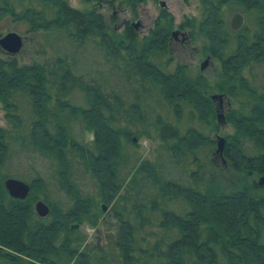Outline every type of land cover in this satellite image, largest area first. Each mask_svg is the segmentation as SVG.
<instances>
[{
    "label": "trees",
    "instance_id": "obj_1",
    "mask_svg": "<svg viewBox=\"0 0 264 264\" xmlns=\"http://www.w3.org/2000/svg\"><path fill=\"white\" fill-rule=\"evenodd\" d=\"M85 1L117 5L136 16L139 5L158 0ZM195 1L199 15L182 25L219 61L216 86L239 99L228 113L234 132L225 140L224 159L236 173L262 174L264 90L245 72L253 65L264 68V0ZM96 9L81 10L68 0H0V19L24 23L43 50L57 54L60 68L51 72L57 77L56 111L45 67L0 55V103L10 125L0 126V264H264L260 186L225 183L223 171L209 166L204 153L197 156L212 140L183 124L188 116L215 126V112L205 77L191 76L181 63L170 69L173 15L160 8L153 27L140 35L129 21L118 31ZM232 9L252 14L255 25L230 29L225 13ZM120 115L128 126L117 124ZM74 118L92 134L90 143L77 139L69 122ZM137 125L140 132L129 128ZM141 135L159 142V157L141 159L127 149ZM13 147L19 157L30 151L53 163L63 200L49 199L39 173L2 172ZM71 149L93 179V192L73 175ZM182 165L185 176L176 168ZM7 177L29 184L25 199L8 194ZM94 196L111 205L115 223L88 241L71 225L101 224ZM38 199L49 206L48 216L36 214Z\"/></svg>",
    "mask_w": 264,
    "mask_h": 264
},
{
    "label": "rangeland",
    "instance_id": "obj_2",
    "mask_svg": "<svg viewBox=\"0 0 264 264\" xmlns=\"http://www.w3.org/2000/svg\"><path fill=\"white\" fill-rule=\"evenodd\" d=\"M68 2L72 7L81 10H87L96 7L98 11L103 13L106 19L111 22L113 27H115L118 31L122 30L124 21L138 23L135 29L140 35L146 34L153 27L154 20L157 17L160 8H162L160 6L159 0L156 2L147 1L144 4L139 5L137 15L133 16L127 8L122 9L117 5H114L113 7L100 5L97 7L96 4L92 2H86L85 0H68ZM166 9L174 17L171 33L172 31H176V36L171 35L170 38V47L172 48V63L170 65V69H173L177 63L185 64L191 76L200 74L201 76L205 77L209 83V87L205 93L210 97L213 104V109L215 112V126L213 125L211 127L203 123L200 124L196 118H193L191 121H189L190 118L188 116L185 117V121H183L184 126L191 124L192 126L197 127L206 133L212 141L214 140V142L211 141L207 145L200 148V150L197 151V156H201V154L204 153V158H207L209 166L213 167L215 171H223L225 173V183L227 182V179L228 181L233 180L236 187H239L242 184L251 186L254 183H258L264 173L251 174L248 176L244 173H236L229 162L226 159H222L224 158L221 157L223 150L221 153L217 151L218 137H223L226 140L228 135L233 134L234 132V127L232 123L228 121L227 117L231 109L237 108L239 106V99L230 97L226 91H222L216 86V83L219 81V61L211 56L208 57L207 53H205L202 48L203 40L200 37L192 38L190 27L185 26V24L182 25L185 20L192 17H197L199 15L198 2L195 0L191 2H188L187 0H166ZM236 11L242 13L238 9H232L231 11L225 13V18L229 21L231 15ZM242 15L244 18L243 25H255V17L252 14L245 15L242 13ZM8 31H15L21 35L22 46L21 49L15 54H9L0 49V55L3 58L8 55L15 56L20 64L31 63L33 61L41 63L48 72L47 77L50 82V92L52 95V101L50 105L52 109L56 110L55 103L58 96L55 86L57 77L51 72L58 73L60 71V68L56 63L57 54L52 52V50L49 48H45L43 50L41 45L42 42H40L38 35H33L27 32L24 23L14 22L10 17L0 19V35H3ZM90 55L92 54L88 53V56ZM79 58H81L80 55ZM94 60L97 61V58ZM87 63H85V65ZM245 76L251 79V83L257 86L259 91L264 90V68L261 65L251 66L246 70ZM219 94H223L224 96L218 97L217 95ZM212 95H215L216 97L211 98ZM67 116V112L62 115L63 118H66ZM118 117V125L122 127H125L126 125L128 126L122 115ZM70 121L71 126L74 127V132L77 139L82 141V143H90L92 134L81 129L82 125L80 124L79 120H75L74 118L69 120V122ZM0 126L6 130H8L10 126L5 117V111L1 103ZM129 128L135 133L142 130L141 126L139 125L129 126ZM136 143V146L130 145L127 147V149L131 152L137 153L141 159H153L159 157L158 153L160 148L159 142L156 139L148 137L147 135H141ZM18 154L19 153H17L16 149L13 147L10 156L7 158L1 169L2 172L9 175L19 174L29 177H34L36 173H39L43 176L44 182L46 183L49 199L54 203H57L59 200H63V194L58 190L57 187L58 180L53 175L54 168L51 166L53 163H51L46 157L37 153H32L30 151L25 154V157H19ZM68 157L70 158V166L76 180L84 190L93 192L95 188L94 181L90 177L89 173H87L81 166V156L71 149L68 150ZM176 168L177 171L179 170L180 172L178 174L183 176L188 174V171H185V167H183V165L179 168L176 166ZM194 168L195 167H193V169ZM259 186L260 189L258 192L264 195V184ZM94 198L97 200L95 209L100 213L99 217L102 219V222L96 227L88 223L80 224L79 230L86 234L88 241H95L96 237L98 238L99 235H103L104 229H107L109 224L115 223V219L112 217L111 205H107L101 201L98 202L99 200L96 196H94ZM103 206L105 207L104 209Z\"/></svg>",
    "mask_w": 264,
    "mask_h": 264
},
{
    "label": "water",
    "instance_id": "obj_3",
    "mask_svg": "<svg viewBox=\"0 0 264 264\" xmlns=\"http://www.w3.org/2000/svg\"><path fill=\"white\" fill-rule=\"evenodd\" d=\"M161 6H166V0L160 1ZM243 23V16L241 13L236 12L233 14L230 20V26L233 30L238 29ZM138 23H132L133 26H137ZM176 31H172L171 35H175ZM22 46V37L15 31H8L3 35H0V49L2 51H5L9 54H15L17 53ZM209 57V56H208ZM204 65V63H203ZM202 65V66H203ZM218 97L224 96L223 94L217 95ZM215 95H212L211 98H215ZM219 118V115H218ZM133 140H136L135 137H133ZM225 139L223 137H218V152H222L224 147ZM264 184V175L260 178L258 181V185ZM4 187L8 194L16 199H25L30 191V186L27 182L15 178V177H7L4 180ZM105 207L103 206V209ZM34 210L36 214L39 217H46L49 214L50 208L49 206L41 199H38L34 202ZM80 224L75 223L71 225V228H79Z\"/></svg>",
    "mask_w": 264,
    "mask_h": 264
},
{
    "label": "flooded vegetation",
    "instance_id": "obj_4",
    "mask_svg": "<svg viewBox=\"0 0 264 264\" xmlns=\"http://www.w3.org/2000/svg\"><path fill=\"white\" fill-rule=\"evenodd\" d=\"M161 6V5H160ZM161 7H166V6H161ZM236 12H238V11H236ZM236 12H234V13H236ZM233 13V14H234ZM240 13V12H239ZM233 14L231 15V17L233 16ZM242 14V13H241ZM243 16V15H242ZM231 17H230V19H229V21H228V24H229V27H230V29H232L231 28V26H230V20H231ZM243 20H244V18H243ZM242 25H243V23H242ZM242 25L238 28V29H240L241 27H242ZM238 29H236V30H238ZM233 30V29H232ZM235 31V30H234ZM176 36V35H175ZM170 44V43H169ZM207 56H209L210 57V55L207 53ZM223 150H224V147H223ZM221 157H224L223 156V153H221ZM223 160H225L224 158H222ZM258 184V183H257Z\"/></svg>",
    "mask_w": 264,
    "mask_h": 264
}]
</instances>
